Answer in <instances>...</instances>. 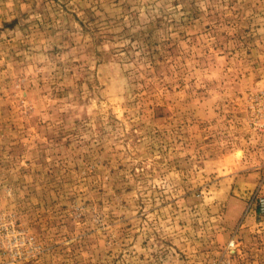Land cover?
Masks as SVG:
<instances>
[{"label": "rangeland", "instance_id": "1", "mask_svg": "<svg viewBox=\"0 0 264 264\" xmlns=\"http://www.w3.org/2000/svg\"><path fill=\"white\" fill-rule=\"evenodd\" d=\"M0 264H264V0H0Z\"/></svg>", "mask_w": 264, "mask_h": 264}]
</instances>
